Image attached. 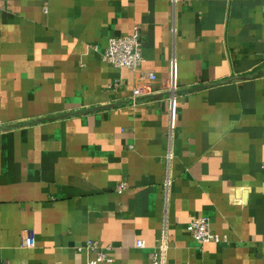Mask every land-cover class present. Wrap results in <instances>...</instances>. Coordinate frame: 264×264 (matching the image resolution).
<instances>
[{
    "label": "crops",
    "instance_id": "1",
    "mask_svg": "<svg viewBox=\"0 0 264 264\" xmlns=\"http://www.w3.org/2000/svg\"><path fill=\"white\" fill-rule=\"evenodd\" d=\"M135 25L154 81L102 57ZM163 233L165 264H264V0H0V264H153Z\"/></svg>",
    "mask_w": 264,
    "mask_h": 264
},
{
    "label": "built area",
    "instance_id": "2",
    "mask_svg": "<svg viewBox=\"0 0 264 264\" xmlns=\"http://www.w3.org/2000/svg\"><path fill=\"white\" fill-rule=\"evenodd\" d=\"M102 57L105 61L109 62L116 68L128 69L137 73L140 79L154 81L157 78L154 72L141 69L144 58L142 54L141 31L138 25L133 27L130 34L111 36ZM117 83H119L118 80L115 81L114 86L117 85ZM166 92L168 93L167 99L171 104H175L178 98V85L171 83ZM141 96H143V87L139 85L133 90L131 98L132 103H136ZM168 183L167 186H169ZM127 187L128 184L126 181H122L117 185V191L122 193L127 189ZM188 231L191 236L201 244H207L210 242H225L227 240L225 235L222 236L212 230L210 219L204 216L193 218L188 224ZM168 242L167 234L163 233V237L157 242L155 249L151 253V260L153 264H165V257L169 248ZM24 244L27 247L33 246V237L28 235ZM136 246L138 248H144L145 242L143 240H138L136 242ZM76 250L78 253L86 252L89 255L92 254V258H89L86 264H114L113 259L110 256L114 247L102 241L89 239L84 244L77 246Z\"/></svg>",
    "mask_w": 264,
    "mask_h": 264
}]
</instances>
